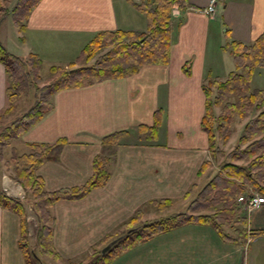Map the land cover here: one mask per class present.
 <instances>
[{
    "label": "crops",
    "instance_id": "crops-1",
    "mask_svg": "<svg viewBox=\"0 0 264 264\" xmlns=\"http://www.w3.org/2000/svg\"><path fill=\"white\" fill-rule=\"evenodd\" d=\"M208 1L187 0L185 8L171 9L166 63H146L124 76L60 88L51 96V108L18 136L23 147L29 142L64 139L57 153L36 169L44 187L53 190L79 185L89 177L102 135L150 123L153 110H163L155 140L142 142L132 132L120 138L102 185L80 198L52 204L55 264H75L89 245L118 232L120 223L139 206L143 220L154 218L150 199L186 202L184 191L195 179L200 162L209 158L206 134L199 125L202 80L209 72L220 76L230 70L228 66L224 74L221 70L229 65L225 49L229 40L248 42L264 29V0H215L211 13L203 11ZM6 17L0 24L5 49L20 56L35 52L41 61L74 51L75 44L83 45L100 30L145 28L144 14L131 0H38L24 27L18 29L9 17L12 29L8 27L4 34ZM4 86L0 62V110L5 103ZM0 187L8 195L25 198L23 188L3 165ZM244 212L249 232L244 243L221 240L209 225L185 223L105 264H264V200ZM18 238L17 214L0 205V264H29Z\"/></svg>",
    "mask_w": 264,
    "mask_h": 264
},
{
    "label": "trees",
    "instance_id": "trees-1",
    "mask_svg": "<svg viewBox=\"0 0 264 264\" xmlns=\"http://www.w3.org/2000/svg\"><path fill=\"white\" fill-rule=\"evenodd\" d=\"M37 1L15 0L9 6L10 0H0V24L9 15L12 24L22 29L24 19ZM131 4L144 14L143 30L115 28L97 31L82 45L75 59L65 65H49L50 75L43 83L39 74L41 59L35 52L16 55L0 42V62L5 72V103L0 110V125L3 117L14 110L19 97L30 88L36 91L35 100L26 110L0 126V161L23 188L24 197L29 198L37 220L33 243L27 233L25 201L6 194L0 187V205L18 216L17 243L27 263L28 255L42 262L37 253L52 260L58 258L51 242L52 204L58 199L80 198L89 189L102 185L109 175L112 156L122 136L132 132L145 143L156 139L163 115L161 107L153 110L150 123H139L133 129L122 128L102 135L99 151L91 160L89 177L79 185L53 190L44 187L36 169L57 153L64 139L54 143H25L23 150L13 144L27 127L51 108V96L56 90L124 76L146 63L167 62L171 9L185 8L187 0H131ZM225 49L231 56L233 69L224 76L209 72L202 80L204 100L199 125L206 134L209 158L200 162L195 179L184 191L186 202L181 205L182 209L166 213L173 200L171 197L150 199L147 202L156 212L154 218L143 220V208L137 207L120 223L122 229L89 245L75 264H105L136 244L185 223L209 225L225 242L244 243L249 237L245 212L240 209L236 198L254 191L264 199V86L250 88L254 68L264 66V29L248 42L229 40ZM250 112L254 113L250 115ZM244 117L247 118L236 144L227 150L220 148L218 142H226L233 132L232 121ZM5 146L9 149L7 158L1 152ZM211 167L213 172L198 184V178ZM114 238L101 252L100 248Z\"/></svg>",
    "mask_w": 264,
    "mask_h": 264
},
{
    "label": "rangeland",
    "instance_id": "rangeland-1",
    "mask_svg": "<svg viewBox=\"0 0 264 264\" xmlns=\"http://www.w3.org/2000/svg\"><path fill=\"white\" fill-rule=\"evenodd\" d=\"M14 2H15V0H10L9 6H12V4ZM3 25H4L3 26L4 34L7 31L6 29H8V27L10 29H12V26L10 24V19L8 16L6 17V21H5V23H3ZM81 47H82L81 44L80 45L75 44L74 48H76V49L74 51L72 49H69L68 53H66V55H65V52H62L61 56H59V57L56 56V57H54V59H48V58L43 59L41 61V65H40V69H39V74L42 78V83L45 82L47 80L48 76L50 75L49 65H51V64L65 65L66 62H69L72 59H75V57L79 54ZM227 57L229 59V65L226 64L222 67V69H221L222 74H224L225 68H227V66L229 69H233V62L230 58V55H227ZM220 76H224V75H220ZM256 86H258V87L264 86V66H256L254 68L253 75H252L251 80H250V88H253ZM35 97H36V91L33 88H30L29 91L25 95L18 98V100L16 101V104H15L14 110L12 112H10L8 115L3 117L1 125L7 124L12 118L16 117L21 112L26 110L33 103V101L35 100ZM253 113L254 112H250V115H252ZM246 118L247 117H244L242 119L235 118L232 121L231 127H232L233 132L231 133V135L229 136V138L226 142H224V143L220 142V141L218 142L220 148L227 150L236 144V138H237L238 134L240 133V131L242 129V125H243L244 121L246 120ZM159 136H160L159 137L160 141H162V138H161V137H163V131L162 130L160 131ZM13 144L16 145L19 150L24 149L23 145H21V143L18 141L13 142ZM1 152H2V156L4 158H7L9 155L8 146L3 147L1 149ZM1 165H2V163L0 161V168H1ZM212 172H213L212 167L207 169V171L201 177L198 178V184H201L206 179V176L208 174L210 175ZM24 201L26 202V205H25L26 206V216H27L26 219H27V226H28V228H27L28 232L27 233H28L29 238H30L29 241L34 243L35 242L37 220H36V216H35L33 210L30 207L29 198L25 197ZM168 209L169 210H172V209L173 210H179L182 208H181V205H179V202L174 201V199H173L172 204L168 207ZM145 214H147V213H145ZM146 218H150V214H148V216ZM120 229H122V228H120ZM37 255L42 260V262H44V264H55L54 261H52V259H50L48 256L41 255L40 253H37ZM27 260L29 261V264H38L39 263V261L37 262L36 257L34 258L33 255H28ZM62 260H64V259H62Z\"/></svg>",
    "mask_w": 264,
    "mask_h": 264
},
{
    "label": "built area",
    "instance_id": "built-area-1",
    "mask_svg": "<svg viewBox=\"0 0 264 264\" xmlns=\"http://www.w3.org/2000/svg\"><path fill=\"white\" fill-rule=\"evenodd\" d=\"M215 0H209L207 5L203 8V11L207 13H211L214 9ZM237 200L242 202L247 208L252 207L253 205H256L257 203L263 201L262 196L257 194H252L250 196H242L239 195L237 197Z\"/></svg>",
    "mask_w": 264,
    "mask_h": 264
},
{
    "label": "water",
    "instance_id": "water-1",
    "mask_svg": "<svg viewBox=\"0 0 264 264\" xmlns=\"http://www.w3.org/2000/svg\"><path fill=\"white\" fill-rule=\"evenodd\" d=\"M114 240H115V238L109 240L105 245H103V246L100 248V251H101V252H104V251L110 246V244H111ZM38 264H42V263L39 261Z\"/></svg>",
    "mask_w": 264,
    "mask_h": 264
}]
</instances>
